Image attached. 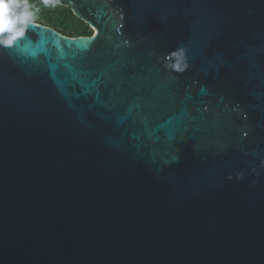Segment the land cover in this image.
I'll use <instances>...</instances> for the list:
<instances>
[{
    "label": "water",
    "instance_id": "obj_1",
    "mask_svg": "<svg viewBox=\"0 0 264 264\" xmlns=\"http://www.w3.org/2000/svg\"><path fill=\"white\" fill-rule=\"evenodd\" d=\"M0 46V264H264V0H51Z\"/></svg>",
    "mask_w": 264,
    "mask_h": 264
},
{
    "label": "clouds",
    "instance_id": "obj_2",
    "mask_svg": "<svg viewBox=\"0 0 264 264\" xmlns=\"http://www.w3.org/2000/svg\"><path fill=\"white\" fill-rule=\"evenodd\" d=\"M51 0H43L48 5ZM36 14L28 0H0V46L12 47L35 23Z\"/></svg>",
    "mask_w": 264,
    "mask_h": 264
},
{
    "label": "trees",
    "instance_id": "obj_3",
    "mask_svg": "<svg viewBox=\"0 0 264 264\" xmlns=\"http://www.w3.org/2000/svg\"><path fill=\"white\" fill-rule=\"evenodd\" d=\"M31 9L36 14V22L51 26L67 36H90L93 29L77 18L70 7L51 1L48 5L43 0H28Z\"/></svg>",
    "mask_w": 264,
    "mask_h": 264
}]
</instances>
